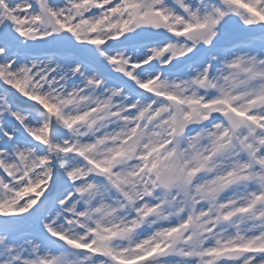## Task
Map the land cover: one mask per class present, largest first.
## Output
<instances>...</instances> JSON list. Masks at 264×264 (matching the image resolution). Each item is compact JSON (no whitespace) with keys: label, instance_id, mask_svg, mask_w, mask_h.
<instances>
[{"label":"snow or ice","instance_id":"1","mask_svg":"<svg viewBox=\"0 0 264 264\" xmlns=\"http://www.w3.org/2000/svg\"><path fill=\"white\" fill-rule=\"evenodd\" d=\"M0 264H264V0H0Z\"/></svg>","mask_w":264,"mask_h":264}]
</instances>
